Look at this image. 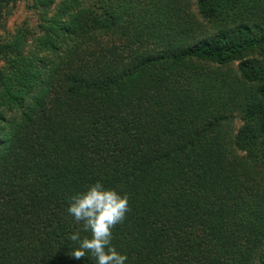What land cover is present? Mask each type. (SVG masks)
Returning a JSON list of instances; mask_svg holds the SVG:
<instances>
[{"label": "trees", "instance_id": "trees-1", "mask_svg": "<svg viewBox=\"0 0 264 264\" xmlns=\"http://www.w3.org/2000/svg\"><path fill=\"white\" fill-rule=\"evenodd\" d=\"M0 0V264L71 253L69 197L127 194L125 264H264V0ZM90 255V254H89Z\"/></svg>", "mask_w": 264, "mask_h": 264}, {"label": "clouds", "instance_id": "clouds-1", "mask_svg": "<svg viewBox=\"0 0 264 264\" xmlns=\"http://www.w3.org/2000/svg\"><path fill=\"white\" fill-rule=\"evenodd\" d=\"M69 200L68 213L82 225L83 232L90 233L83 238L80 230L71 234L69 239L79 242L71 255L77 260L88 255L94 264H125L127 255L119 253L111 241L113 229L124 222L130 211L127 194L106 188L101 181H96Z\"/></svg>", "mask_w": 264, "mask_h": 264}, {"label": "rangeland", "instance_id": "rangeland-1", "mask_svg": "<svg viewBox=\"0 0 264 264\" xmlns=\"http://www.w3.org/2000/svg\"><path fill=\"white\" fill-rule=\"evenodd\" d=\"M28 0H18L15 7L12 10L10 17L7 19V25L10 26L13 22L19 24L22 21H26L30 27H33L37 22V16L34 13L27 12L25 10V4Z\"/></svg>", "mask_w": 264, "mask_h": 264}]
</instances>
